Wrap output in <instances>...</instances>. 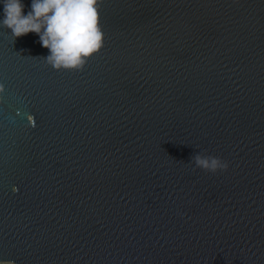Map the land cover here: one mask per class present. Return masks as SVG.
Instances as JSON below:
<instances>
[{"label":"water","instance_id":"1","mask_svg":"<svg viewBox=\"0 0 264 264\" xmlns=\"http://www.w3.org/2000/svg\"><path fill=\"white\" fill-rule=\"evenodd\" d=\"M96 8L80 69L0 26V262L264 264V0Z\"/></svg>","mask_w":264,"mask_h":264},{"label":"clouds","instance_id":"2","mask_svg":"<svg viewBox=\"0 0 264 264\" xmlns=\"http://www.w3.org/2000/svg\"><path fill=\"white\" fill-rule=\"evenodd\" d=\"M96 5L97 0H31L25 14L24 0H0V26L15 38L38 35L41 46L48 49L44 58L55 69H80L101 47ZM190 162L211 173L229 167L221 157L199 152Z\"/></svg>","mask_w":264,"mask_h":264},{"label":"rangeland","instance_id":"3","mask_svg":"<svg viewBox=\"0 0 264 264\" xmlns=\"http://www.w3.org/2000/svg\"><path fill=\"white\" fill-rule=\"evenodd\" d=\"M0 264H12L10 262H0Z\"/></svg>","mask_w":264,"mask_h":264}]
</instances>
